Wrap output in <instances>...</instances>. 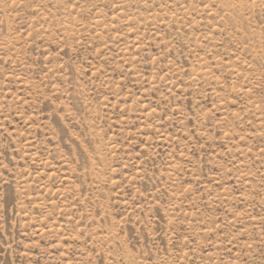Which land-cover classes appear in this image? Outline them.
<instances>
[{"label":"rangeland","instance_id":"1","mask_svg":"<svg viewBox=\"0 0 264 264\" xmlns=\"http://www.w3.org/2000/svg\"><path fill=\"white\" fill-rule=\"evenodd\" d=\"M0 264H264V0H0Z\"/></svg>","mask_w":264,"mask_h":264}]
</instances>
